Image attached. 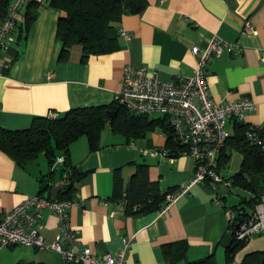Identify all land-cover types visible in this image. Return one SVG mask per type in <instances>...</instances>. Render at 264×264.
Listing matches in <instances>:
<instances>
[{"label": "crops", "instance_id": "1", "mask_svg": "<svg viewBox=\"0 0 264 264\" xmlns=\"http://www.w3.org/2000/svg\"><path fill=\"white\" fill-rule=\"evenodd\" d=\"M135 2L142 6L123 13L115 23L117 29L128 33V38L117 36L116 50L87 55L81 61L78 45L71 46L63 59H56L60 44L55 21L61 13L48 0H26L14 24L12 40L1 54L7 68L0 77V129L22 130L33 118L47 112L60 114L69 108L111 101L120 88L125 65L154 69L161 80L187 77L195 65L189 48L202 47L216 35L236 44L240 51L233 54L224 48L206 63L211 100L226 103L247 98L252 103L241 119H228L225 130L229 137L240 131L234 129L237 124L243 126V131L250 125L264 130V60H259L260 50L264 49V0ZM25 13L34 15L26 26ZM246 19L254 27L251 34L241 31ZM165 142V133L158 129L127 140L106 126L95 150H88L84 136L72 141L63 155L66 166L54 162L48 166L42 153L19 165L0 150V215L38 193L40 179L46 178L48 170H53L47 180L50 189L41 193L50 198L53 186L64 187L67 183L62 174L73 170L81 175L73 181L66 199L70 203L68 221L80 245L93 254L115 256L123 250L124 264H169L162 247L182 241L186 243V260L212 254L215 264H228L224 250L231 236L226 212H238L243 219L252 211L242 202L248 193L239 187L194 184L164 212L160 210L165 197L157 205L133 213L125 211L121 200L112 199L113 172H118L125 189L137 163L147 165V177L155 182L159 194H170L190 179L191 159L183 152L171 156ZM58 156L60 153L54 151V159ZM240 162L241 155L225 144L217 154L221 178L231 182ZM63 187L53 200H58ZM257 203L264 211V195ZM40 215L38 233L50 242L57 233L55 216L45 209ZM15 246L20 245L0 248V264H65L50 249L27 247L22 255L19 251L7 257ZM258 251H264V228L244 240L229 264H238L246 254ZM172 264L185 261L177 259Z\"/></svg>", "mask_w": 264, "mask_h": 264}, {"label": "built area", "instance_id": "2", "mask_svg": "<svg viewBox=\"0 0 264 264\" xmlns=\"http://www.w3.org/2000/svg\"><path fill=\"white\" fill-rule=\"evenodd\" d=\"M26 0H8L6 12L0 17V77L7 68V61L1 54L12 40L11 30L21 6ZM164 1V0H160ZM244 34L254 32L251 22L241 23ZM117 35L127 39L128 33L117 29ZM236 54L240 47L224 42L216 35L206 40L204 46L193 45L189 53L194 57L195 65L187 77L161 80L154 69L144 65H125L122 69L120 88L113 99L130 114L164 116L171 128L173 138L185 148V154L191 159L193 173L190 179L166 194L161 212H164L176 198L187 193L194 184L230 186L217 170V154L223 147L228 132L225 123L228 119L239 120L244 112L252 108L247 98L234 102L216 103L211 100L206 82L205 65L217 58L223 49ZM259 60H264V49L260 50ZM57 113L47 112V118H55ZM248 143L264 149V130L250 125L244 130ZM63 156L54 159L62 163ZM66 173L62 174V179ZM67 200H53L35 194L25 198L8 212L0 215V248L20 245L35 249H50L57 252L65 264H124L121 250L115 256L93 254L87 247L81 246L76 231L70 227L67 215ZM51 212L56 219L57 233L50 242H45L38 233L41 226V211ZM230 223L229 234L235 241H244L264 228V211L260 203H255L250 214L241 221L233 222V213L226 212ZM127 243L124 242V246Z\"/></svg>", "mask_w": 264, "mask_h": 264}, {"label": "trees", "instance_id": "3", "mask_svg": "<svg viewBox=\"0 0 264 264\" xmlns=\"http://www.w3.org/2000/svg\"><path fill=\"white\" fill-rule=\"evenodd\" d=\"M7 2L8 0H0V17L6 12ZM136 2L135 0H48V4L61 13L55 21V36L60 44L56 59H63L73 45L81 48V61L87 55L106 54L116 50L118 35L115 23L120 20L123 13L142 6V4L136 5ZM33 17V14H24L25 26ZM16 19L17 17L14 24ZM106 126L111 132L119 133L127 140L142 137L158 129L166 135L165 143L171 156L185 152L184 146L173 138L171 128L164 116L130 114L114 99L106 103L69 108L52 119L45 115L33 118L30 125L22 130L0 129V150L6 152L19 165L42 153L50 166L54 162V151L63 156L68 145L80 136L86 138L88 150L97 149L100 133ZM241 128L242 125H234V129L240 131L228 136L224 145L230 144L241 155L239 169L231 175L230 184L246 191L248 197H244L242 202L248 207H253L259 197L264 195V149L248 143ZM66 162L63 159L62 164L66 166ZM52 171L48 170L46 178L40 179V190L36 194L42 195L41 192L50 189L47 180L51 178ZM80 175L73 170L66 174L67 183L64 184L63 190L59 191L58 200L68 199L73 189L72 183ZM130 179L127 187L123 189L118 172H113L112 199L121 200L126 212L141 211L163 201L166 193L159 194L155 182L148 179L147 165L134 164ZM243 219L237 212L233 222ZM243 242L235 241L232 236L230 237V243L224 250L226 263L231 262L234 251ZM185 250L186 243L182 241L162 247L163 256L169 264L177 259H183L185 264H215L212 254L196 260H186ZM238 264H264V251L246 254Z\"/></svg>", "mask_w": 264, "mask_h": 264}, {"label": "rangeland", "instance_id": "4", "mask_svg": "<svg viewBox=\"0 0 264 264\" xmlns=\"http://www.w3.org/2000/svg\"><path fill=\"white\" fill-rule=\"evenodd\" d=\"M20 19H21V16H20ZM41 158V154L38 156V160ZM238 193H240V194H244V192H241V191H239ZM28 250V248L27 247H21V246H15L9 253L10 254H8L7 255V257H9V256H12L13 254H15V253H17V252H19V251H21L20 253V255H22L24 252V250Z\"/></svg>", "mask_w": 264, "mask_h": 264}, {"label": "water", "instance_id": "5", "mask_svg": "<svg viewBox=\"0 0 264 264\" xmlns=\"http://www.w3.org/2000/svg\"><path fill=\"white\" fill-rule=\"evenodd\" d=\"M63 187V185H57V186H53L50 190V195H51V198L52 199H56V195H57V192L58 190H60L61 188ZM236 214H234L233 217H235Z\"/></svg>", "mask_w": 264, "mask_h": 264}]
</instances>
